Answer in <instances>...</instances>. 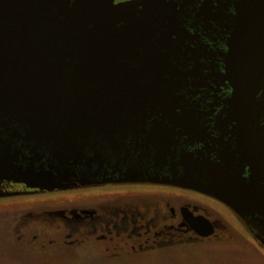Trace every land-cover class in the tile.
Listing matches in <instances>:
<instances>
[{
    "label": "water",
    "instance_id": "1",
    "mask_svg": "<svg viewBox=\"0 0 264 264\" xmlns=\"http://www.w3.org/2000/svg\"><path fill=\"white\" fill-rule=\"evenodd\" d=\"M262 117L264 0H0V179L201 192L264 245Z\"/></svg>",
    "mask_w": 264,
    "mask_h": 264
},
{
    "label": "flooded vegetation",
    "instance_id": "2",
    "mask_svg": "<svg viewBox=\"0 0 264 264\" xmlns=\"http://www.w3.org/2000/svg\"><path fill=\"white\" fill-rule=\"evenodd\" d=\"M126 1L131 0L115 3ZM216 98L210 92V101ZM223 121L224 112L216 111L214 126ZM254 129L262 136L256 132L252 140L264 149V117ZM211 132L216 138L222 136ZM0 197L5 202L2 207H8L0 210V216L20 217L8 224L12 241L17 248L44 258V264L55 256L81 252L117 261L124 253L154 254L211 241L232 225L223 214L238 219L262 244L249 226L258 223L242 220L213 196L171 185L111 181L82 185L73 181L65 188L46 190L17 179H0Z\"/></svg>",
    "mask_w": 264,
    "mask_h": 264
},
{
    "label": "rangeland",
    "instance_id": "3",
    "mask_svg": "<svg viewBox=\"0 0 264 264\" xmlns=\"http://www.w3.org/2000/svg\"><path fill=\"white\" fill-rule=\"evenodd\" d=\"M2 199L0 197V210L8 208L2 207L5 206ZM225 215V221L232 225L225 234L211 241L154 254L124 253L117 261L81 252L77 256H55L47 264H264V245L238 219ZM11 217L0 216V264H44V258L27 249L17 248L12 241V229L8 224L19 221L20 217L18 214Z\"/></svg>",
    "mask_w": 264,
    "mask_h": 264
}]
</instances>
